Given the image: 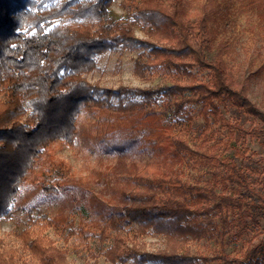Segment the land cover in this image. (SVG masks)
I'll use <instances>...</instances> for the list:
<instances>
[{
    "label": "trees",
    "instance_id": "16d2710c",
    "mask_svg": "<svg viewBox=\"0 0 264 264\" xmlns=\"http://www.w3.org/2000/svg\"><path fill=\"white\" fill-rule=\"evenodd\" d=\"M113 2L0 0V223L25 218L13 233L19 248L0 232V264H68L50 230L65 242L81 239L88 257L111 264H264V233L236 254L226 251L264 227V111L229 75L208 19L189 13L185 0H121L127 19L110 16ZM134 26L149 39L137 38ZM115 50L139 52L136 74L163 85L102 97L88 77L97 56ZM84 113L105 152L147 162L114 189L112 209L96 213L77 198L60 217L19 207L50 147L77 142ZM214 124L228 139L211 145ZM195 133L202 142L192 147L185 137ZM221 147L229 150L224 158ZM185 157L210 167L211 187L184 182ZM72 174L65 162H52L35 184L55 195ZM148 235L161 237L163 247L145 250ZM203 240L223 250L193 255L190 244ZM74 252L81 255L79 247Z\"/></svg>",
    "mask_w": 264,
    "mask_h": 264
},
{
    "label": "rangeland",
    "instance_id": "374dc122",
    "mask_svg": "<svg viewBox=\"0 0 264 264\" xmlns=\"http://www.w3.org/2000/svg\"><path fill=\"white\" fill-rule=\"evenodd\" d=\"M185 3L189 13L198 12L208 19L215 44L222 48V57L227 64L229 75L245 88L252 102L264 111V0H185ZM110 16L114 19H127V13L121 7V0H114ZM134 27L137 38L149 39L148 32L138 26ZM138 54L139 52L115 50L98 55L96 58L98 69L88 77L89 82L98 88L102 97L103 92L109 90L116 92L121 88L149 89L162 86L160 80L146 82L139 78L135 72ZM119 98L114 96L113 101L117 103ZM191 112L196 117L195 124L202 127L203 119L198 114L199 107L193 108ZM225 116L229 117V113L225 112ZM77 137L74 146L55 143L50 147L39 169L31 176L28 185L24 186L22 197L17 204L19 207L27 210L39 208L52 217H60L70 212L74 199L77 198L93 208L96 213L112 209L109 201L114 189L123 186V182L120 181L135 174L148 160L146 156L129 158L105 152L89 113L80 116ZM197 137V133L191 138L188 134L185 139L189 140L192 147H196L202 142ZM209 138L210 144L213 145L219 140L226 141L228 136L221 124H214ZM250 147L252 150H260L257 143H252ZM228 154V149L224 147L218 149V156L224 158ZM60 161L71 167L73 174L70 181L66 183L65 189L55 195L43 194L35 182L39 180L43 169L49 163ZM184 163L182 174L184 182L211 187L209 166L197 165L195 160L188 157L184 158ZM24 221L23 214L14 219L1 221V236L9 246L19 248L20 243L13 233L24 228L21 223ZM48 233L58 247L66 250L68 264H111L97 252L96 259L88 257L85 243L81 239L73 238L65 242L51 230ZM263 233L264 227L251 232L237 244H228L227 253L236 254L238 249L246 246L249 241L257 243ZM142 243L145 250L155 252L163 247L164 241L159 236L148 235L142 239ZM77 247L80 248L81 255L74 252ZM190 249L193 255L203 253L212 256L215 251L223 250V244L216 240H203L192 242Z\"/></svg>",
    "mask_w": 264,
    "mask_h": 264
}]
</instances>
